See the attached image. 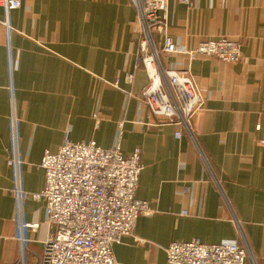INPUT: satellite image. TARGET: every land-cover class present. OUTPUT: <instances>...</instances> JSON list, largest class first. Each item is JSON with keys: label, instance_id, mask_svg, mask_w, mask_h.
Wrapping results in <instances>:
<instances>
[{"label": "crops", "instance_id": "obj_1", "mask_svg": "<svg viewBox=\"0 0 264 264\" xmlns=\"http://www.w3.org/2000/svg\"><path fill=\"white\" fill-rule=\"evenodd\" d=\"M21 3L9 14L12 70L0 7V264L23 252L37 264L43 255L53 230L46 203L19 200L16 190L43 189L44 152H56L67 130L76 142L105 148L122 130V152L142 150L137 197L153 212L113 245L118 264H170L166 248L174 241H240L233 216L264 264V0H170L168 32L177 45L192 49L220 37L242 43L235 63L160 52L161 65L188 70L205 99L191 119L194 138L184 130L177 138L181 127L151 116L141 96L148 74L132 0ZM156 42L162 48L161 35ZM15 150L19 176L8 164Z\"/></svg>", "mask_w": 264, "mask_h": 264}, {"label": "built area", "instance_id": "obj_2", "mask_svg": "<svg viewBox=\"0 0 264 264\" xmlns=\"http://www.w3.org/2000/svg\"><path fill=\"white\" fill-rule=\"evenodd\" d=\"M194 5L195 0H177ZM140 24V61L148 83L141 96L151 116L177 124L191 138V119L205 99L188 70L165 68L160 63V52L181 53L194 60L199 56H214L221 61L235 63L242 55L238 39L220 37L200 42L195 48L179 46L168 32L167 13L170 0H132ZM21 0H0L5 12L1 21L5 27L9 64L13 61L10 37L12 27L9 14L21 6ZM162 36V48L156 42ZM133 82L132 73H127ZM118 85V82H116ZM97 117V114H95ZM16 145L17 119H11ZM159 124V123H158ZM123 123H120L122 127ZM122 130L116 144L105 148L95 141L76 142L70 131L56 152H44L41 167L45 171V184L40 192H28L20 186L16 190L19 200L33 198L46 203L47 222L53 228L45 241L43 255L37 264H118L113 245L131 234L140 215L152 213L149 202L137 197L140 174L143 169L142 150L135 148L130 155L122 152ZM264 145V135L259 138ZM19 176L20 159L15 150L8 160ZM239 240L206 243L195 238L174 241L166 248L170 264H259L244 234L240 220L233 216ZM27 229L38 224L24 223ZM29 264L22 253L18 262Z\"/></svg>", "mask_w": 264, "mask_h": 264}]
</instances>
